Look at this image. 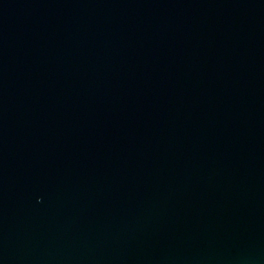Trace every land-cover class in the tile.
<instances>
[{
  "label": "water",
  "instance_id": "95a60500",
  "mask_svg": "<svg viewBox=\"0 0 264 264\" xmlns=\"http://www.w3.org/2000/svg\"><path fill=\"white\" fill-rule=\"evenodd\" d=\"M0 264H264V0H0Z\"/></svg>",
  "mask_w": 264,
  "mask_h": 264
}]
</instances>
